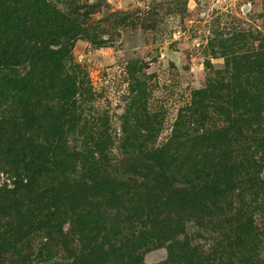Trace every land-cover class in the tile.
<instances>
[{
    "label": "rangeland",
    "instance_id": "obj_1",
    "mask_svg": "<svg viewBox=\"0 0 264 264\" xmlns=\"http://www.w3.org/2000/svg\"><path fill=\"white\" fill-rule=\"evenodd\" d=\"M42 1L77 20L85 30L65 61V69L77 73L81 87L71 118L60 120L42 108L43 102L35 107L29 99L22 108L15 98L6 97L16 92L0 85V264H44L50 259L67 264H174L164 248L167 242L156 248L145 246L144 217L135 215L134 204L127 203L129 197L109 189L96 196L89 190L88 182L100 177L93 156L70 162L61 173L56 172L59 167H50L34 175L36 181L28 185L24 165L33 169V153L41 150V143L32 131L20 136L15 121L22 116L24 123L53 126L57 134L74 127L76 133L68 141L78 148L97 144L105 139L99 137L101 133L108 134L112 172L115 179L125 177L121 147L140 143L143 138L137 137L151 133L146 139L150 145H165L174 139L180 122L184 130L177 141L189 144L190 135L184 131L201 134L202 127L225 125L216 115L217 106L208 107L209 121L203 126L188 119L185 110L192 105L194 93L230 76L225 51L237 52L234 45L242 46L234 38L237 34H246L248 42L264 36V0ZM4 71L7 77L0 79H24L29 76V64H19L13 74ZM203 105H209V99ZM262 121L264 132V112ZM260 179L264 180V169ZM21 184L26 187L19 188ZM219 205L217 215L226 210L229 214L228 209L235 214L237 209L253 221V235L243 245L235 244L233 264H264L260 188L244 189L239 196L235 192ZM186 221L193 244L205 255L211 254L220 231L215 219L206 217L198 224ZM199 224L203 238L196 237ZM112 231L117 238L130 239L128 257L131 251L133 257L109 255L104 261L103 257L100 262L94 260L98 250L93 247L107 243Z\"/></svg>",
    "mask_w": 264,
    "mask_h": 264
},
{
    "label": "trees",
    "instance_id": "obj_2",
    "mask_svg": "<svg viewBox=\"0 0 264 264\" xmlns=\"http://www.w3.org/2000/svg\"><path fill=\"white\" fill-rule=\"evenodd\" d=\"M81 26L77 20L69 19L42 0H0V39L3 41L0 77H7L4 70L13 74L19 64H29L27 78L0 79L4 89L16 92L14 97L12 94L6 97L15 98L22 108L29 99L35 107L43 102L42 108L56 113L60 120L71 118L81 81L76 72L69 73L65 69V61L73 42L85 33ZM234 38L242 46L234 45L237 52L225 51L230 76L209 82L194 93L192 105L185 110L188 119H197L191 121L203 126L209 121L208 107L217 106L216 115L223 118L225 125L202 127L201 134L188 127L193 132L183 134L190 135L189 144L177 141L184 130L180 122L173 131L174 139L165 145H150L146 139L151 133L137 137L143 138L140 143L121 147L125 158L123 180L115 179L112 172L113 150L108 134L101 133L99 137L106 140L87 148L73 147L68 136L76 133L74 127L71 132L57 134L53 126L28 125L21 116L14 124L17 133L22 136L32 131L34 139L41 143V150L33 153V169L29 171L24 165L28 185L50 167H59L56 172L61 173L63 166L67 167L70 162L93 156L97 164L95 171L100 177L90 180L92 188L88 189L96 196L109 189L129 197L127 203L134 204L135 215L144 217L146 247L156 248L167 242L164 248L174 264H233L235 244L243 245L253 235V221L237 209L235 214L228 209L229 214L226 215V210L217 215L220 201L229 199L235 192L239 196L244 189L249 192L257 187L264 195V180L260 179L264 169V36L251 42L246 34H237ZM89 42L99 45L91 39ZM221 42L218 40L219 44ZM237 53L239 57H235ZM206 99L209 105H203ZM23 187L26 186L21 184L19 188ZM49 192L52 193L51 189ZM206 217L215 219L220 229L216 248L209 255L193 244L185 224L186 220L198 224ZM200 226L202 224L197 225L195 232L197 238H203ZM112 234L107 243L93 247L98 250L94 260L100 262L103 257L104 261L109 255L132 256L131 251L128 257L130 239L117 238L115 231Z\"/></svg>",
    "mask_w": 264,
    "mask_h": 264
},
{
    "label": "water",
    "instance_id": "obj_3",
    "mask_svg": "<svg viewBox=\"0 0 264 264\" xmlns=\"http://www.w3.org/2000/svg\"><path fill=\"white\" fill-rule=\"evenodd\" d=\"M44 264H67V263L59 259H50L46 261Z\"/></svg>",
    "mask_w": 264,
    "mask_h": 264
}]
</instances>
